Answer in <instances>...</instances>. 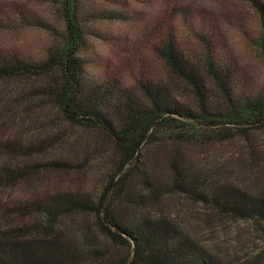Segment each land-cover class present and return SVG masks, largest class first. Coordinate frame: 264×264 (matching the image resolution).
I'll use <instances>...</instances> for the list:
<instances>
[{"label":"trees","instance_id":"16d2710c","mask_svg":"<svg viewBox=\"0 0 264 264\" xmlns=\"http://www.w3.org/2000/svg\"><path fill=\"white\" fill-rule=\"evenodd\" d=\"M254 4L264 13L263 5ZM61 10L63 52L49 48L38 61L0 53V82L18 84L7 83L3 89L16 87L19 107L48 100L42 107L45 119L56 109L68 123L105 137L103 143L94 138L87 144L95 161L117 165L103 192L94 197L57 193L44 206L37 205L44 207L46 217L96 216L114 246L126 248V253L108 252L104 257L84 252L79 240L55 230V223L39 231L22 202L15 206L20 225L14 226L13 219L0 222V264H264L250 257L232 261L217 254L195 241L175 218L167 217L161 184L141 155L152 144L169 142L172 150L166 162L173 193L219 216L264 225V144L252 136L253 131H264V90L242 91L222 52L211 49L206 37L201 38L202 54L197 58L184 54L171 35L162 38L156 50L169 80L142 76L132 90L121 79L97 77L90 62L80 58L87 43L82 8L77 0H63ZM262 25L263 44L264 21ZM26 82L33 83L26 88ZM31 111L23 110L24 124L30 123ZM0 142V156L19 161L17 173L10 164H0V187L20 174L31 178L43 168L59 172L69 167L58 161L45 167L25 165L20 158L28 155L22 143ZM224 146L234 151L225 152ZM238 166L244 170L236 171ZM250 181L262 192L252 193L247 188ZM14 205L2 204L1 211L9 215ZM82 230L83 240L92 241L91 228L84 225Z\"/></svg>","mask_w":264,"mask_h":264},{"label":"rangeland","instance_id":"374dc122","mask_svg":"<svg viewBox=\"0 0 264 264\" xmlns=\"http://www.w3.org/2000/svg\"><path fill=\"white\" fill-rule=\"evenodd\" d=\"M62 1L0 0V53L38 61L49 48L63 52ZM77 1L82 8L81 16L86 18L83 30L87 43L80 58L90 62V69L97 77L121 79L123 85L132 90L136 89L142 76L165 81L169 77L168 69L156 50L162 38L171 35L184 54L197 58L202 54L201 38L206 37L211 49L222 52L242 91L264 90V43H261L264 13L260 14L254 4L257 1L264 6V0ZM7 83L11 82H0V141L22 143L28 155L25 159L20 158L25 165L45 167V164L58 161L69 167L59 172L43 168L31 178H23L20 174L21 178L1 186L0 222L10 223L8 220L13 219L14 226L20 225L18 207L15 206L26 202L31 211L30 219L39 225V231L55 223V230L78 239L80 250L84 252L88 249L90 254L104 257H108V252L126 253V248L114 246L96 216L74 213L46 217L42 215L44 207L37 205L45 204L57 193L93 197L101 194L115 175L117 165H112L110 160L95 161L87 144L94 138L103 143L105 137L98 131L68 123L56 109H52L50 118L45 119L42 107L49 103L48 100L32 101L30 105L19 107L15 100L20 98L14 92L16 87L10 85L5 91L3 87ZM32 83L24 85L27 88ZM11 84L18 85L16 82ZM27 108L32 114L30 123L25 121L24 124L23 110L27 112ZM252 136L264 144V131H253ZM171 147L169 142L162 140L141 152L142 162L158 177L168 202L163 208L165 215L175 218L195 241L202 242L217 254L232 261L250 257L264 262V225L219 216L173 193L166 162ZM222 150L234 151L226 146ZM5 155L0 156V164H10L12 171L17 173L18 160L11 161ZM235 170L242 172L244 169ZM259 187L254 181L247 183L252 193H261ZM11 203L15 204L11 213H3L2 204L9 208ZM84 225L91 228L92 241L83 240Z\"/></svg>","mask_w":264,"mask_h":264}]
</instances>
